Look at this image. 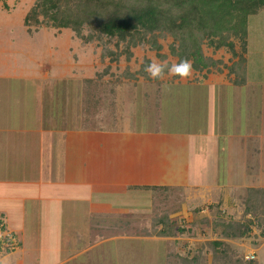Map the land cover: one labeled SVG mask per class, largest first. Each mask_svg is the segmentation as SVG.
Wrapping results in <instances>:
<instances>
[{
	"label": "rangeland",
	"instance_id": "374dc122",
	"mask_svg": "<svg viewBox=\"0 0 264 264\" xmlns=\"http://www.w3.org/2000/svg\"><path fill=\"white\" fill-rule=\"evenodd\" d=\"M33 2L34 0H0V117L4 116L11 106L16 108L12 113L14 117L15 113L21 116V120L17 119V116L14 119L10 118L12 120L10 124L15 128L20 124L25 125L24 132L16 135L17 145H25L26 129L36 125L35 116L40 109L42 115L44 114L43 123L46 126L52 123V120L47 118L54 109H58L55 115L56 127L62 121L73 124L72 127L87 122V126L93 129H131L138 117H142L140 122L143 128L154 129L173 124L170 122L175 119L170 117L171 103L164 97L171 99L175 94L191 91L186 87L182 90V86L176 90V86L173 85L164 87L153 83L147 84V81L142 79L139 80V86L143 83L144 85L138 89L132 82L118 84L113 81L114 76L105 75L103 78H97L96 72H100L109 64L107 57L101 58V51L105 47L104 39L96 38V33L89 30L90 28L82 30L84 36L90 33L94 36L86 44L69 28L32 26L29 32L23 24V18ZM3 3H6V6ZM246 28L245 50L241 49L242 41L238 38H232L235 50L233 54L227 47L220 49L206 45L203 47L206 56L218 61L213 69L214 74L209 73L207 77L217 78L215 82H225L223 88L225 94L228 93V97L225 98L221 91L220 103L223 108L219 118L211 125L214 130L223 131L221 134L224 141H220L219 149H215L213 139H207L204 155H199L195 161L191 160L193 149L189 150L188 159L191 161L189 180L184 190H167L165 193L154 190L147 197L151 200V205H145L143 208L150 212H140L152 215L168 214L171 216L174 229L178 231L173 236H159L156 233L161 227L153 223V216L118 217V213L93 220L89 228L86 220L87 203L69 199L58 206V212H49L50 214L42 211L43 207L37 203L28 202L25 217L22 218V214L11 211L10 203L7 206L3 201L4 204H0V207L6 206V210H10L6 215L8 222L25 224L24 233L27 232V235L24 241L29 248L34 249L37 245L34 244L33 237L42 238L50 234L53 242L55 236H58V245L37 246L40 252L45 247L53 252L49 260L53 257L54 259L49 261V264H190L196 257L198 262L215 264L212 260L210 242L221 239L236 249L243 260H254L257 264H264L262 234L264 218H257L254 215L251 218L244 211L247 187L255 186L257 183V176L250 173L260 161H252L257 163V166L247 164L245 167L239 160L247 157V153L244 152L245 146L257 145L260 142L254 136L251 141H246L243 129L245 133L248 131L254 133L262 127L264 132V9L249 15ZM170 41V38L160 40L161 49L157 53L136 47L129 62L121 56L118 69L116 70L113 65L112 70L119 73L126 65L136 70L144 57L148 58L150 63L168 62L171 66L176 60L169 51ZM239 56L246 60L244 68L246 83L227 84L229 77L232 78L228 69L233 62L239 61ZM218 69L221 72H218ZM193 73L191 70L187 78H194ZM166 75L167 80L173 76L169 71ZM197 76L200 78L201 73ZM10 93L13 95L12 103L8 98ZM139 99L141 100L138 103ZM55 103H60L61 109ZM182 103L186 105L187 101L184 100L180 104ZM138 104L140 108H137ZM178 115L183 120V127L187 129L190 142L193 140L195 145L197 135L194 132L199 112H194L191 117L184 110L179 111ZM38 119L42 124L41 118ZM237 129H241V132ZM3 135L4 133L0 131V136ZM262 141L264 143V135ZM198 142L203 143L201 139ZM5 144L0 140V152L1 147L4 152L8 146ZM19 148L16 147L18 151L14 152L15 155L18 154L15 170L18 176H36L35 171L23 172V169L31 167L27 166V162L34 154L26 152L25 147L22 150ZM12 149L13 147L9 148V151ZM214 158L218 159L219 165H224V161L226 163L230 158L234 161L228 165L229 170L224 167L223 175L216 176L213 169ZM248 159H253L252 155H249ZM205 163L207 166L211 164L210 167L206 168ZM1 167L0 175H3L6 169L4 166ZM194 168L200 172L198 180L191 179L197 177ZM202 168L205 169L204 173H201ZM42 173L43 176L38 178L42 185H45L47 176L45 172ZM199 187L203 191L198 190ZM66 189L67 187L61 188ZM209 193H214L213 197ZM218 199L219 206L215 202ZM132 208L134 207L130 206L127 209ZM243 220L249 226L244 237L226 239L221 236L224 225H234ZM2 221L0 217V223H3ZM38 222H43L42 228ZM37 226L39 230L35 229ZM18 236L8 233L2 225L0 226V241L3 242L0 264H5L6 257L19 259V253L24 252L25 248ZM70 238L74 239L70 241ZM76 248L78 249L76 253L81 254L73 258ZM65 251L69 252L65 254ZM17 263L32 264V261L20 260Z\"/></svg>",
	"mask_w": 264,
	"mask_h": 264
},
{
	"label": "crops",
	"instance_id": "0c3cea01",
	"mask_svg": "<svg viewBox=\"0 0 264 264\" xmlns=\"http://www.w3.org/2000/svg\"><path fill=\"white\" fill-rule=\"evenodd\" d=\"M166 76L164 75L159 81L141 79L147 81V84L153 83L164 87L173 85L176 86V90L177 87L182 86V90L186 87L188 91H191V93L175 94L171 99L164 97L171 103L169 105V108L172 107L169 109L171 112L170 117L175 118L170 120L173 124L168 127L143 128L140 122L142 117L135 119L131 129H93L87 126V122L72 127L73 124L62 123V121L56 127L55 115L58 109L51 111L50 119L47 118V120H52V123L46 126L43 123L44 114L42 115L40 109L36 112V125L26 129V143L20 146L17 145L18 138L16 135L22 134V131L24 132L25 125L20 124L15 128L10 124V121H12L10 118L14 119L17 116V119L21 120L18 113H15L14 117L12 113L16 108L11 106L8 112L0 117V131L4 133L3 137L0 136V140L8 145L4 152L1 147L0 152V168L4 166V169H6L5 174L0 175V204L6 202L7 205L10 203L11 211L22 214L21 217L24 218L28 202L30 204L37 203L38 206L43 207L41 210L46 214L58 212V206L68 199L87 203L86 220L88 227L91 228L90 223L104 217L102 216L104 212L121 214V216L117 215L118 217H124L122 214L128 213L150 212V210L143 208L145 205H151V200L147 197L154 192L155 188L184 190L189 180L188 172L191 163L188 159L189 150L193 149L191 160L195 161V158L199 155H204L203 151L207 139H213L215 149H219L218 146L220 147L218 143L224 138L221 134L223 131L214 130L211 125L219 118L220 111L223 108L220 103L221 91H223L225 98L228 97V93L225 94V88H223L225 82H215L217 78L210 76L204 79L202 77L194 79L195 75L192 79L179 76L174 79L169 78V80L166 79ZM139 80L125 82H132L134 87L137 86L140 89L144 83L139 86ZM226 83L232 84L228 80ZM12 96L10 93L8 97L11 103L13 102ZM140 100H138V103ZM184 100L187 101V104H180ZM14 104L16 105V102ZM59 104L56 105L60 107ZM137 108H140L139 104ZM183 109L191 117L194 112H199L198 122L195 126L196 131L194 132L197 135H195L197 137L195 145H193V140V142H190L188 132L186 133L187 129L182 125L183 120L179 118L178 112L184 111ZM38 117L41 118L42 124L39 123ZM179 124H181V127H179ZM238 132H241V129ZM243 133L246 141H251L253 136L260 141L257 145L245 146L244 152L247 153V157L239 159L245 167L247 164L258 165L250 173L257 176V183L255 186L247 187V190L249 188L264 190V143L262 141L264 132L261 127L254 133H251V131L245 133L243 129ZM199 139L203 143H199ZM11 147L15 150L9 151ZM16 147H20V150L25 147L26 152L34 154L33 158L29 156L31 160L27 162V166L32 168H25L23 172L35 171L36 176H18L17 171H15L16 155H18L14 153L18 151ZM249 155H252L253 159L249 160ZM254 160H259L260 163H252ZM56 161L59 163L57 164ZM233 161L234 159L230 158L229 161L227 159L226 163L224 161V165L226 164L224 166L223 164L219 165L218 159L214 158L213 169L216 176L218 174L223 175L224 167L229 170L228 165ZM207 165L205 163L206 168L210 167L211 164ZM42 171L47 176L45 185H42L39 181L40 178H38L43 176ZM204 171L205 169L202 168L201 173H204ZM195 172H197V177L191 179L198 180V173L200 174V172L197 169ZM226 179L228 180V177ZM65 187H67L66 190H61ZM200 188L198 190L203 191ZM209 195L213 197L214 193H209ZM130 206L134 208L127 209ZM8 210H6V206L0 207V217L3 220V223L0 224L8 233L19 235L18 237H20L19 239L25 249L24 252L19 253V259L6 257L5 264H18L17 262L20 260H29L32 261V264H49V261L54 259L53 257L52 260H49L53 252L48 247L42 248L40 252L37 246H40V244L58 245V236H55L54 242L50 234L42 238L33 237V242L37 245L34 249L29 248L26 241H24L27 235V232L24 233L25 224L22 225L19 222L11 224V222H8L6 217L10 213V210ZM122 219L124 220V218ZM38 223L42 228L41 224L43 222ZM35 229L39 230L38 226ZM73 239L70 238L69 240L72 241ZM79 241L81 243V239ZM77 250L76 248L73 258H77V255L81 254H77ZM68 252L65 251V254Z\"/></svg>",
	"mask_w": 264,
	"mask_h": 264
},
{
	"label": "trees",
	"instance_id": "16d2710c",
	"mask_svg": "<svg viewBox=\"0 0 264 264\" xmlns=\"http://www.w3.org/2000/svg\"><path fill=\"white\" fill-rule=\"evenodd\" d=\"M3 5L6 6V3ZM262 9L264 0H34L23 18V24L29 32L32 26L69 28L84 44L94 38L91 33L85 36L82 33L83 29L90 28L89 30L96 33V38L104 39L105 47L101 51V58L107 57L109 60L108 65L100 72H96L97 78H103L105 75L114 76L113 81L118 84L141 78L159 81L168 74V69L164 70L161 78H152L145 70L150 64L146 57L136 70L126 65L118 73L112 70V67L118 69L121 56L129 62L136 47L157 53L161 49L160 40L170 38L169 51L175 62L187 59L192 65L194 79L199 78L198 73H201L204 79L207 74L214 72L213 69L218 64L217 60L205 55L204 45L213 49L227 47L233 54L235 50L232 38H238L242 41L241 49L245 50L248 17ZM245 62L246 60L239 56V61L233 62L229 67L228 73L232 78L229 77L230 74L228 77L231 83L235 85L246 83ZM166 63L170 66L168 62ZM217 71L221 72L220 69ZM177 77L179 76H172L173 79ZM215 202L216 205L219 204V199ZM244 209L251 218L253 215L264 218V190L249 188L245 196ZM106 215L110 214L105 212L102 214ZM122 216L132 218L153 216V223L161 227L156 233L159 236H173L178 231L174 229L171 216L165 213L152 215L136 212ZM243 221L234 225H224L221 236L226 239L244 237L249 226L245 220ZM210 244L215 264H257L254 260H243L238 251L224 240H212ZM190 264L204 263L198 262L196 257Z\"/></svg>",
	"mask_w": 264,
	"mask_h": 264
},
{
	"label": "clouds",
	"instance_id": "9594fccd",
	"mask_svg": "<svg viewBox=\"0 0 264 264\" xmlns=\"http://www.w3.org/2000/svg\"><path fill=\"white\" fill-rule=\"evenodd\" d=\"M168 69L169 73L180 77H188L192 70V65L187 59L180 60L179 63H174L169 66L167 63L151 62L145 69L152 78L159 79L164 74V70Z\"/></svg>",
	"mask_w": 264,
	"mask_h": 264
},
{
	"label": "built area",
	"instance_id": "2783aa9c",
	"mask_svg": "<svg viewBox=\"0 0 264 264\" xmlns=\"http://www.w3.org/2000/svg\"><path fill=\"white\" fill-rule=\"evenodd\" d=\"M0 226H1V224H0ZM13 240H15V239H13ZM0 247H1V249H0V251H1L3 248V242L2 241H0ZM251 257H252V259L254 258L253 256H251Z\"/></svg>",
	"mask_w": 264,
	"mask_h": 264
}]
</instances>
